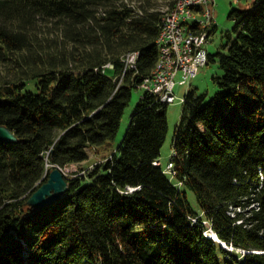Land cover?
<instances>
[{
  "label": "trees",
  "instance_id": "trees-1",
  "mask_svg": "<svg viewBox=\"0 0 264 264\" xmlns=\"http://www.w3.org/2000/svg\"><path fill=\"white\" fill-rule=\"evenodd\" d=\"M159 2L176 0H0V126L18 138L0 141V264H264V0L233 9L225 44L208 53L215 94L183 98L176 184L155 164L169 104L145 92L116 151L67 178L60 201L27 205L52 169L115 139L157 64ZM41 25L62 44L44 45ZM130 52L136 68L124 72Z\"/></svg>",
  "mask_w": 264,
  "mask_h": 264
},
{
  "label": "rangeland",
  "instance_id": "rangeland-1",
  "mask_svg": "<svg viewBox=\"0 0 264 264\" xmlns=\"http://www.w3.org/2000/svg\"><path fill=\"white\" fill-rule=\"evenodd\" d=\"M253 0H214V25L216 27L213 35L210 36L208 43L205 45V48L209 54H215L221 46L225 44L226 32L230 31L233 27V21L229 18V14L233 9H250L251 3ZM159 10H165L166 6L163 2L158 3ZM40 31H38V37L44 42V45L49 46L55 42L56 46L61 45V38L57 27H47V25H41ZM51 40V41H50ZM8 67H5L0 64V82L3 80V76L8 74ZM221 71L218 68V63H211L208 66L202 68L195 78L191 79L188 84L180 85V76L175 78V102L169 104L166 111V117L168 122V133L166 140L161 150V157L159 159L162 170L171 177V182L176 184V180L172 177L171 172L167 171V165L171 160L173 155L172 143L175 134V129L180 124L181 114L184 105V96L189 90H195L199 95H206L207 99H210L215 92L217 91L216 86L212 82V76L220 74ZM145 93L143 88H138L133 90L131 100L128 106L125 108L120 128L114 140H110L99 147H92L88 149V160L80 163L73 164L66 167L63 170V173L67 178L74 177L76 175H83L87 170L93 168L95 164H98L105 160L111 153L117 150L118 145L120 144L123 136L128 128L131 116L135 112L137 103L139 102L141 96ZM186 196L188 203L192 209L200 213L201 209L198 206L195 196L186 190ZM211 234V233H209ZM213 235V234H212ZM223 244V243H222ZM224 248H226V245Z\"/></svg>",
  "mask_w": 264,
  "mask_h": 264
},
{
  "label": "built area",
  "instance_id": "built-area-1",
  "mask_svg": "<svg viewBox=\"0 0 264 264\" xmlns=\"http://www.w3.org/2000/svg\"><path fill=\"white\" fill-rule=\"evenodd\" d=\"M205 4L203 15L209 16V23H214V0H200ZM187 0L182 1V5L171 14L169 19H176V26L167 24L161 29L160 40H164V64L163 71L159 75L145 78L140 88L145 92L157 91V93H172L174 94L175 78L180 76V85H186L195 78L198 72L208 64V52L205 45L209 41V26L206 28V33L201 40H194L191 37V30L181 29L182 19H200L201 16H196L194 12L186 11ZM170 49H179L181 53L180 61H173L170 57ZM124 63V72L133 70V57L122 60ZM112 68V66L108 67ZM174 101H167V104H172ZM160 165V162H156ZM172 164L167 165V171H170Z\"/></svg>",
  "mask_w": 264,
  "mask_h": 264
},
{
  "label": "bare ground",
  "instance_id": "bare-ground-1",
  "mask_svg": "<svg viewBox=\"0 0 264 264\" xmlns=\"http://www.w3.org/2000/svg\"><path fill=\"white\" fill-rule=\"evenodd\" d=\"M182 1L183 0H176L172 8H167L164 10V14L162 15L163 17H162L161 29L167 24L168 20H169V26H176V19H169V17L171 16L173 12L176 11V9H178V7H180V5H182ZM186 11L194 12L196 13V16H201V18L200 19H182L181 29L191 30V37H194V40H201L203 35L206 33V28L209 26V30H211V27L213 25V23H209V16L203 15V12L205 11L204 2L200 0H187ZM161 29L157 37V40H156V46L158 49V58H157L156 67L153 72V76L159 75V73L163 71L164 49L162 47H164V40L159 39V37H161ZM129 57H133V69H135L136 68L135 64L138 61L139 53L137 52L127 53L125 56L122 57V60L129 58ZM170 57H171V60L173 61H180L181 60L180 50L170 49ZM107 66L110 67L111 65H107ZM149 94L156 97L162 103H167V101H174V94L172 93H157V91H149Z\"/></svg>",
  "mask_w": 264,
  "mask_h": 264
},
{
  "label": "water",
  "instance_id": "water-1",
  "mask_svg": "<svg viewBox=\"0 0 264 264\" xmlns=\"http://www.w3.org/2000/svg\"><path fill=\"white\" fill-rule=\"evenodd\" d=\"M0 141L16 144L18 143V138L7 127L0 126ZM67 190V177L61 169L54 168L49 173L47 180L43 182L28 198L27 205L38 210L47 208L64 198ZM209 238L220 243L221 246L224 247V243L222 244L215 234Z\"/></svg>",
  "mask_w": 264,
  "mask_h": 264
}]
</instances>
